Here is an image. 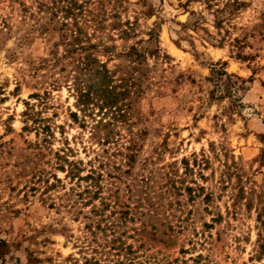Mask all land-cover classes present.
Instances as JSON below:
<instances>
[{
  "label": "rangeland",
  "instance_id": "1",
  "mask_svg": "<svg viewBox=\"0 0 264 264\" xmlns=\"http://www.w3.org/2000/svg\"><path fill=\"white\" fill-rule=\"evenodd\" d=\"M78 25L125 117L78 107ZM0 264H264V0H0Z\"/></svg>",
  "mask_w": 264,
  "mask_h": 264
},
{
  "label": "trees",
  "instance_id": "2",
  "mask_svg": "<svg viewBox=\"0 0 264 264\" xmlns=\"http://www.w3.org/2000/svg\"><path fill=\"white\" fill-rule=\"evenodd\" d=\"M70 10L66 11V15ZM68 38L65 41L66 48L63 57L71 59L73 62V73L68 72L66 76L73 79V89L76 91L77 105L82 111H86L92 105H98L99 108L106 111H114L119 116L125 117L127 115V108L131 107V94L136 89V78L131 79L129 76L123 75L119 79L115 77V71H112L107 62L102 61L100 57L91 51L92 48L97 47L95 43L90 42V37L78 25L76 29H71V33H65ZM110 50L111 47L107 46ZM131 48L127 54L133 56L136 52L137 56L132 57L134 61L141 58V53ZM74 118H78L76 112H73ZM135 153L129 154L130 161L135 158ZM95 170L82 176L84 179L95 180L94 184H98V179L101 173L95 175ZM189 188V187H188ZM191 189V188H189ZM91 192L90 189H88ZM98 195V191L94 196Z\"/></svg>",
  "mask_w": 264,
  "mask_h": 264
}]
</instances>
